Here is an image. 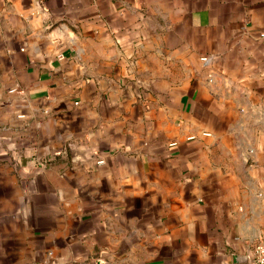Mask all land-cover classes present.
Instances as JSON below:
<instances>
[{"label":"crops","instance_id":"crops-1","mask_svg":"<svg viewBox=\"0 0 264 264\" xmlns=\"http://www.w3.org/2000/svg\"><path fill=\"white\" fill-rule=\"evenodd\" d=\"M259 241L264 0H0V264Z\"/></svg>","mask_w":264,"mask_h":264},{"label":"built area","instance_id":"built-area-1","mask_svg":"<svg viewBox=\"0 0 264 264\" xmlns=\"http://www.w3.org/2000/svg\"><path fill=\"white\" fill-rule=\"evenodd\" d=\"M203 59H206L205 57ZM103 159H99L98 163H103ZM245 264H264V242L259 241L254 248L252 256L248 257Z\"/></svg>","mask_w":264,"mask_h":264}]
</instances>
